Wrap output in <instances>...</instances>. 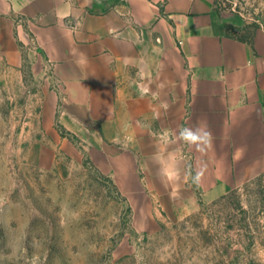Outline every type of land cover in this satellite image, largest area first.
I'll return each mask as SVG.
<instances>
[{
  "label": "crops",
  "instance_id": "obj_1",
  "mask_svg": "<svg viewBox=\"0 0 264 264\" xmlns=\"http://www.w3.org/2000/svg\"><path fill=\"white\" fill-rule=\"evenodd\" d=\"M241 26L217 0H0L9 61L20 42L51 71L50 125L135 192L191 204L264 172V18Z\"/></svg>",
  "mask_w": 264,
  "mask_h": 264
},
{
  "label": "rangeland",
  "instance_id": "obj_2",
  "mask_svg": "<svg viewBox=\"0 0 264 264\" xmlns=\"http://www.w3.org/2000/svg\"><path fill=\"white\" fill-rule=\"evenodd\" d=\"M217 3L242 35L264 18ZM19 44L13 64L0 40V264H264V172L213 201L135 192L50 125L51 71Z\"/></svg>",
  "mask_w": 264,
  "mask_h": 264
},
{
  "label": "clouds",
  "instance_id": "obj_3",
  "mask_svg": "<svg viewBox=\"0 0 264 264\" xmlns=\"http://www.w3.org/2000/svg\"><path fill=\"white\" fill-rule=\"evenodd\" d=\"M180 136L185 143L194 146L201 153L212 146L213 136L206 127H196L195 130L190 127L181 128Z\"/></svg>",
  "mask_w": 264,
  "mask_h": 264
}]
</instances>
